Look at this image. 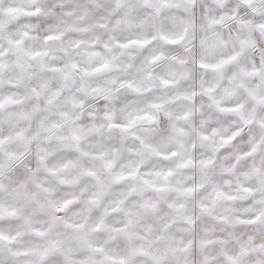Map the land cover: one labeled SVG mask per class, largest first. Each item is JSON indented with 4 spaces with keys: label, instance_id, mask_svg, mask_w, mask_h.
Listing matches in <instances>:
<instances>
[{
    "label": "clouds",
    "instance_id": "clouds-1",
    "mask_svg": "<svg viewBox=\"0 0 264 264\" xmlns=\"http://www.w3.org/2000/svg\"><path fill=\"white\" fill-rule=\"evenodd\" d=\"M0 264H264V0H0Z\"/></svg>",
    "mask_w": 264,
    "mask_h": 264
}]
</instances>
